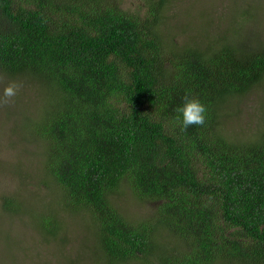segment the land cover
Returning <instances> with one entry per match:
<instances>
[{
	"label": "trees",
	"instance_id": "16d2710c",
	"mask_svg": "<svg viewBox=\"0 0 264 264\" xmlns=\"http://www.w3.org/2000/svg\"><path fill=\"white\" fill-rule=\"evenodd\" d=\"M170 1L0 0V73L37 85L25 138L61 196L38 223L63 241L61 216L84 213L107 264L165 249L161 227L176 240L162 264H264V129L242 140L222 128L231 100L264 84V44L229 27L208 49L179 46L163 31ZM255 12L250 1L244 17ZM186 94L206 106L203 126L176 119ZM125 189L152 205L145 217L117 207Z\"/></svg>",
	"mask_w": 264,
	"mask_h": 264
},
{
	"label": "rangeland",
	"instance_id": "374dc122",
	"mask_svg": "<svg viewBox=\"0 0 264 264\" xmlns=\"http://www.w3.org/2000/svg\"><path fill=\"white\" fill-rule=\"evenodd\" d=\"M250 1L256 5L254 18L244 17ZM142 2L122 0L123 7L130 12L137 11ZM165 16L163 31L179 46L208 49L229 27L248 31L246 45L264 44V0H171ZM0 77H4L0 79V94L9 81L21 84L9 104H0V264H107V260H97L93 255L96 245L91 219L84 213L66 212L61 216L63 241L49 239L39 225L37 216L46 212L48 206L57 207L61 200V196L39 182L40 143L25 138L27 119L36 120L40 115L39 92L37 85L29 84L23 77L5 73H0ZM222 128L228 136L242 140L264 129V84L231 100ZM10 195L18 199L20 209L16 213L2 208V198ZM113 200L125 215L135 220L145 217L152 206L129 189L115 194ZM161 229L156 242L165 249L120 264H162L159 257L171 256L176 240Z\"/></svg>",
	"mask_w": 264,
	"mask_h": 264
},
{
	"label": "clouds",
	"instance_id": "9594fccd",
	"mask_svg": "<svg viewBox=\"0 0 264 264\" xmlns=\"http://www.w3.org/2000/svg\"><path fill=\"white\" fill-rule=\"evenodd\" d=\"M4 77H0L3 79ZM21 84L17 81H9L0 94V104L7 105L20 91ZM184 102L176 109L179 114L176 119L180 121L182 130H187L190 126H203L206 122V106L197 97L185 95Z\"/></svg>",
	"mask_w": 264,
	"mask_h": 264
}]
</instances>
